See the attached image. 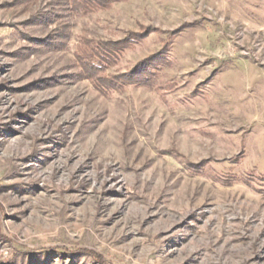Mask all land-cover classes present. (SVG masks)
I'll list each match as a JSON object with an SVG mask.
<instances>
[{"label": "rangeland", "instance_id": "obj_1", "mask_svg": "<svg viewBox=\"0 0 264 264\" xmlns=\"http://www.w3.org/2000/svg\"><path fill=\"white\" fill-rule=\"evenodd\" d=\"M140 25L160 92H100ZM0 264H264V0H0Z\"/></svg>", "mask_w": 264, "mask_h": 264}, {"label": "trees", "instance_id": "obj_2", "mask_svg": "<svg viewBox=\"0 0 264 264\" xmlns=\"http://www.w3.org/2000/svg\"><path fill=\"white\" fill-rule=\"evenodd\" d=\"M126 0H73L74 9L84 13H92L110 9L115 3ZM200 22L183 24L180 29L171 35L180 33L182 30L198 26ZM155 31L140 25L138 32H127L125 37L115 42L85 41L78 48V57L91 67L93 66L99 79L93 84L104 94L119 91L126 85H143L160 92L162 72L170 66L167 59L166 45L160 51L137 61L132 67L127 68L120 75L106 76L103 69L117 67L122 58L128 52L136 50L142 45L150 32ZM157 31V30H156Z\"/></svg>", "mask_w": 264, "mask_h": 264}]
</instances>
